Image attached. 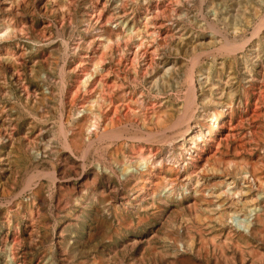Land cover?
Masks as SVG:
<instances>
[{
    "label": "rangeland",
    "instance_id": "rangeland-1",
    "mask_svg": "<svg viewBox=\"0 0 264 264\" xmlns=\"http://www.w3.org/2000/svg\"><path fill=\"white\" fill-rule=\"evenodd\" d=\"M61 1L64 8L59 10V8H56L49 0H17V2L14 3L15 5H9V7L8 4L6 6L5 0H0V7L3 13L7 12L10 15L11 12L12 14L10 16H0V28L1 26H5L9 28V31L13 28L9 32L10 35L3 37L4 40H0V56L3 53L9 54L11 57L14 56V58H12L17 67V72L12 71L11 68L7 66L8 64L0 57V69L2 72L4 71L3 75L1 73L0 83L3 84V82L9 81L12 88V90L2 89V91H0V264H264V200L258 201L257 199L255 201V198L260 193H263L264 185L260 187L254 175H251L249 181L247 178H244L246 175L248 176V171L251 170H254L256 176L259 175L264 177V62L263 68L258 64L254 65V60L251 62V56L248 55L249 49H252L253 46L254 48L258 46V49L260 48V52L257 51L259 53L258 56L263 59L264 28L254 32V25L258 24V17H253L252 7L250 8L252 5H245L247 4L246 0H214L216 3L213 0H188L192 3L188 6L183 4L182 6H178V0H130L131 2H127V5L130 6L129 10L126 11L125 14H122L118 13V0H94L102 13L100 16L97 15L93 22H88L89 24L86 32H82V28H80L79 34L81 36L77 41V47L76 42H74L76 39H72L71 37L75 32V28H77L76 12L77 10L81 12L80 5L84 6L85 0ZM179 1L183 3L184 0ZM200 1L203 2L200 3ZM211 3L215 6L217 5L216 9L220 11V17L213 21V17L210 16L209 13L211 8L207 9L209 7L208 5ZM19 4H21V6ZM241 4L242 6H240ZM236 5L241 8L239 9ZM13 6L15 9L12 8ZM181 7H183V10L186 9L185 11L189 12V19L184 20V22L177 21L178 26L181 27V31L177 29V32L173 29L172 25H170L171 21L169 22V20L174 19V15L172 14H174L176 10L181 9ZM82 8L86 12V8ZM235 8H237V10ZM262 8L263 13L264 7ZM199 11H201L200 14ZM234 12H236V14ZM237 13L239 14L238 16H236ZM243 14H246L244 16L247 20L249 19L248 21L250 23L247 24L246 21H242V17L244 18ZM236 18L238 20H235ZM98 19L100 20L97 21ZM144 19L148 21L149 25ZM11 20L13 23L10 22ZM2 21L4 22L2 23ZM142 21L143 23L141 24ZM240 23L241 25L243 24V31L237 33V38L238 40L245 39V41L243 39L244 44H242L243 47L245 46L243 48L245 51L242 50L236 53H229L206 45L207 48L205 44L200 46L202 50L195 46L197 42L198 45H200L204 41L211 39V37L217 38L215 40L217 41L215 45L221 42V38H219L216 33H214V35L212 34V31H214L212 26L217 28V31L226 29L227 32L225 34L230 40L233 39V27L231 26H238ZM72 24L75 26L69 31L70 33L67 34L68 36L66 34L61 35L62 33H66L68 28L73 26ZM199 25L201 26L199 27ZM244 26L246 27L245 29ZM134 27L141 28V35L146 42L151 43L150 47L148 43H145L139 50L134 48V42L128 37V32H131V29ZM228 27L231 28L229 29ZM15 28H18L17 32ZM93 29L95 31H93ZM229 31H232L231 38V33ZM57 32L61 33L59 34L60 36L56 35ZM144 33L147 34L144 35ZM251 33H253V35H251ZM118 36L121 40L116 42ZM98 39L100 42H98ZM102 39L108 41L105 45L108 46V48H104L102 44L105 40ZM255 40L258 42L255 43ZM72 43L76 45L74 49L75 52L69 51V55L65 59L59 58V54L57 55V53L52 50L56 45H59L61 51L66 47V49L69 47L70 50L71 47L68 45H72ZM190 45L199 55L195 52L194 54L196 55L192 54L193 49L190 48ZM154 46H156V49ZM166 48L168 50L170 49V52ZM212 48L220 52L217 53ZM205 51L207 53H205ZM153 52L156 55H154ZM157 52L160 53L164 60H173L176 62L175 64L178 66L177 75L175 74L174 77L178 80H183L186 70L189 66L193 65L191 61L194 63V59L196 63L194 72L196 70H201L202 73H206V70H210V81L207 85H204L206 90L215 84V86L220 88L219 90L224 91L223 93L226 95L229 92V85L231 86L233 84L230 90L235 89L237 96L235 95L234 97L233 108L220 125V131L215 133V138H213L212 141L201 142L195 155L189 160L187 158L188 156L183 154L180 155L181 163L178 168H176L175 164L174 167L173 164L170 165L167 161L163 162L161 168L158 167L156 171L157 174L159 173L160 185H157L158 180L152 177L150 180V182H152L145 184L148 188L147 193L135 197L133 194L134 188L141 183L143 178L140 177V175H136L133 179L123 177L119 169L124 165L121 167L120 165L128 161L130 164H135L136 160L138 161L140 159L142 161L148 158L150 159L151 155H153L152 153L160 155L162 151L155 146L152 147L147 144L142 145L137 142L132 143L131 141H127L124 144L113 142L112 145H108L105 148V151L99 150L95 157L91 156L93 159L91 157H85L84 159L80 158L82 157V144L87 139V136L91 135V133L87 134L89 131H87L86 128H88L92 116L88 113L89 111L86 110V106L88 100L91 99L90 97H92L93 100L95 98L100 99L101 96L107 98L109 91L113 89L111 88V83L115 82L114 79L117 73L121 74L122 72L125 76L124 73L131 71L132 73H129L130 77L128 75L129 81L134 78L132 69L136 67L139 76L148 78L147 69L153 66L156 68L159 62ZM211 52L215 54V57ZM52 53L57 56V58L51 55ZM204 53L206 55H203ZM118 54L122 55L118 56ZM192 55L194 58H190ZM243 55L248 57L245 63L242 59ZM119 59H123L122 63H120L121 65L117 62ZM196 59L198 60L196 61ZM97 60L100 61L98 62V66L100 65V67L97 66V70L98 72L100 71L99 74L101 73L100 76L103 78L100 77L101 82L99 81L96 85H93V82L90 84L92 79L90 76L91 72H94L93 65ZM101 60L103 63H101ZM208 61L211 62L208 64ZM247 61H249V63ZM54 62H57L58 66L63 70L61 73L63 82L61 100L64 105V113L62 116V119H64L62 124L66 134L67 146L69 148H63L59 143L57 144L53 141L52 145L57 152L50 155L53 156L55 178L51 180L43 177L36 187L35 184L32 185L36 190L40 189V191H42L41 195H31L29 191L19 193L22 182L20 180V174H17L18 172L15 171L18 170L19 167L14 160L31 159L32 153L30 152V147L42 149V146H40L41 140H43V142L47 140L51 141L47 136L41 135L39 130L41 127H39V125H45L50 128L51 125L49 124L56 123L53 116H55L57 120L56 114L48 115L45 109L39 111L37 115L42 117V120L46 119L47 123L42 124L31 118L27 113V108L29 109L37 103L40 96V88L36 83L29 85L25 80L22 81V78L26 79L27 77V79L30 80L34 78L37 81L36 75H34L30 67H42L43 71L41 72H44L49 64ZM236 63L239 66L241 64V66L239 67ZM179 64L181 66H179ZM244 64L247 67L243 66ZM250 64L251 66H249ZM88 66L90 67L88 68ZM229 67H232L233 70ZM190 69L191 68H189V70ZM122 74L120 77H124ZM14 75L15 77H12ZM85 76L89 77L90 80L86 79ZM5 78L6 80H4ZM80 80L83 82L85 81L86 83L84 84H86V86ZM212 80H214L215 83ZM99 83L102 84L103 88L101 87V89L103 91L99 89ZM237 83L239 85H237ZM15 85L17 87H15ZM92 86L96 88L94 89L93 87L91 89ZM4 87V85H1V88ZM65 87L66 89L69 88L66 90ZM88 87H90V89ZM43 90L45 92L47 91L45 88H43ZM99 91L101 95H99ZM104 92H107V94ZM6 94L10 95V99H8ZM95 94L98 95L95 96ZM168 94L174 105L179 103V101L175 99V93L169 92ZM104 98H102L101 101H103ZM10 106L13 107V109H10ZM3 108L6 109L4 110ZM81 108L83 110H81ZM78 112L82 114V117L80 116L77 118ZM16 115L20 116V120L16 118ZM74 146L76 148H74ZM7 148L9 149L8 151H10L9 154L6 150ZM204 149L206 150V155L200 163L201 156L199 157V154L201 155ZM19 154L20 158H18ZM56 157L58 159H56ZM114 157H117L120 163L118 164L119 166L113 162ZM186 160L189 162H186ZM228 161L232 163L230 167L226 165ZM9 163L10 165H8ZM41 164L42 166H38L39 168H45L47 166L45 162H41ZM114 164L117 167L114 166ZM192 164L195 165L192 166ZM220 164L222 165L220 166ZM82 165L83 168H81ZM211 166H215L219 170L217 172L211 171ZM96 168L99 174L95 172ZM100 173L103 174L102 177H99V175H102ZM94 174H96V178H94ZM252 178L254 182L251 181ZM231 179L235 180L236 186H240L237 195L231 196L228 187L225 185L226 183H224L221 186V188L223 187L224 189H219L220 193L223 194L221 196L227 199V201L229 200L237 203L246 198L243 196V187L250 189L251 196L247 198L252 200L253 205L251 208L255 207L256 211L252 213L249 220V222H251L249 227H245L242 223V220L246 217V211L242 209L240 204L233 207L234 210L238 206V208L235 209L236 214L232 217L234 220L230 221L226 214L224 215L221 211L214 210V205H211L210 208L204 205L206 203L204 201L209 203L212 199V201H218L214 195H211V191L218 186L217 184L220 185L221 181L228 183ZM240 179L245 181V184H241ZM196 181H198V186ZM187 184H189L191 188L188 195H185L187 194V191H185ZM254 185L255 187H253ZM163 188L165 193L161 191ZM233 189H237V187ZM160 191L161 194L163 193L162 195H160ZM208 191L210 195H208ZM168 192H172V194L170 193L169 195ZM224 192L229 193V196L224 195ZM241 194L243 197L240 196ZM156 195H160V202L155 201ZM135 199H138L140 202ZM127 202L129 203L126 204ZM41 203L43 204L41 205ZM179 203L183 204V209L178 208ZM213 203L214 202L210 204ZM203 205L204 207H202ZM228 205L229 204H226L223 208L226 213L230 211L228 210ZM218 208L219 207H217V209ZM220 214L223 215L222 219H224V221L222 219L221 221L218 220L219 216H221ZM195 219L199 221L197 222ZM192 224L195 225V228H193L194 226ZM211 240L214 241V243Z\"/></svg>",
    "mask_w": 264,
    "mask_h": 264
},
{
    "label": "bare ground",
    "instance_id": "bare-ground-1",
    "mask_svg": "<svg viewBox=\"0 0 264 264\" xmlns=\"http://www.w3.org/2000/svg\"><path fill=\"white\" fill-rule=\"evenodd\" d=\"M51 3H53L56 8H59V10H61V8L63 7V3L61 0H49ZM107 1V0H106ZM130 0H118L119 2V11L118 13H122L125 14L126 11L129 10L130 6H128L127 2ZM137 1V0H136ZM140 1V0H139ZM142 1V0H141ZM214 1V0H213ZM240 1V0H239ZM6 2V6L8 4L9 5H15L14 3L17 2V0H5ZM19 2V1H18ZM131 2V1H130ZM129 2V3H130ZM134 2V1H133ZM203 1H200V3H202ZM216 3V1H214ZM219 2V1H217ZM178 6H182L183 5H190L192 4L191 2H189L188 0H184L183 3H181V1H177ZM214 3V4H215ZM220 3V2H219ZM217 3V4H219ZM245 3V2H244ZM245 5H252L250 6V8L252 7V12H253V17H258V24L254 25V32L256 31H260V29L264 28V12L262 13V7H264V0H246ZM3 4V3H2ZM30 4V3H29ZM82 4V3H81ZM131 4V3H130ZM129 4V5H130ZM236 4V3H235ZM21 6V4H19ZM81 6V12H79L77 10L76 12V22H77V28H75V32L72 34V39L75 38L76 41V45L78 47L77 41L80 39L79 37L81 36L80 33V28H82V32H86V29H88V22L94 20V18L98 15H101V11L99 10L96 1L94 0H85V4L80 5ZM117 6V5H116ZM209 8H211V11H209L210 16L213 17L212 21L215 20L216 18L220 17V11L216 9V6L213 5V3L208 5ZM220 6V5H218ZM237 6V5H236ZM242 6V4L240 5ZM244 6V4H243ZM17 7V6H16ZM82 7L86 8V12L85 10H83ZM207 7V6H206ZM239 7V6H237ZM246 7V6H245ZM244 7V8H245ZM14 8V6L12 7ZM11 8V9H12ZM55 8V9H56ZM115 8V7H114ZM176 8V7H175ZM183 7H181V9L176 10V12L172 15H174V19L173 20H169L170 25H172L173 29L177 31V29L180 30L181 27L178 26L177 21L180 22H184V20L189 19V12L185 11L182 9ZM190 8V7H189ZM219 8V7H218ZM241 7H239L240 9ZM15 9V8H14ZM52 9V8H51ZM117 9V8H116ZM206 9V8H205ZM220 9V8H219ZM222 9V8H221ZM237 10V8H235ZM173 10V9H172ZM204 10V9H203ZM245 10V9H244ZM6 11V10H5ZM16 11V10H15ZM56 11V10H55ZM115 11V10H114ZM234 11V10H233ZM247 11V10H246ZM245 11V12H246ZM251 11V10H250ZM261 11V12H259ZM38 12V11H37ZM57 12V11H56ZM75 12V11H74ZM201 11H199L200 14ZM206 12V11H205ZM18 13V12H17ZM28 13V12H27ZM116 13V12H115ZM236 14V12H234ZM239 13V12H238ZM237 13L236 16H238L239 14ZM193 14V13H192ZM208 14V13H207ZM226 14V13H225ZM250 14V13H249ZM10 15L11 12H10ZM7 12H4L1 10L0 7V16H10ZM14 15V14H13ZM20 15V14H18ZM195 15V14H194ZM205 15V14H204ZM222 15V14H221ZM234 15V14H233ZM246 14H243V16ZM15 16V15H14ZM116 16V15H115ZM202 16V15H201ZM199 16V17H201ZM228 16V15H227ZM114 17V16H113ZM117 17V16H116ZM119 17V16H118ZM198 17V18H199ZM230 17V15H229ZM228 17V18H229ZM241 17V16H240ZM237 17V18H240ZM109 18V17H108ZM197 18V15H196ZM223 18V17H222ZM234 18V17H233ZM235 20H238V19ZM250 18V17H249ZM254 18V19H255ZM6 19V18H5ZM195 19V18H193ZM210 19V18H209ZM227 19V18H226ZM242 21L243 22H247L250 23L247 18L242 17ZM252 19V18H251ZM1 20V19H0ZM4 20V19H2ZM13 20V17H12ZM12 20L10 22H12ZM18 20V19H17ZM96 20V19H95ZM100 19H98L97 21H99ZM112 21V20H110ZM109 21V22H110ZM145 21V19H144ZM147 21V20H146ZM145 21V22H146ZM190 21V20H189ZM232 21V19H231ZM234 21V20H233ZM4 21H2L3 23ZM17 22V21H16ZM108 22V21H107ZM195 22V21H194ZM211 22V21H210ZM217 22V20H216ZM236 22V21H235ZM252 22V21H251ZM1 23V24H2ZM13 23V22H12ZM112 23V22H111ZM137 23V22H136ZM143 23V21L141 22V24ZM148 23V21H147ZM198 23V22H197ZM205 23V22H204ZM208 23V22H207ZM222 23V22H221ZM238 23V22H237ZM242 23V22H241ZM232 25L231 27H233V39H229V37L225 34L227 31L226 29H223V31L218 30L217 28H215L214 26H212V29L215 31H212V34L214 35V33H216L219 38H221V42L218 45H215V43H217V41H215L217 38L216 37H211V39L204 41L203 43H201L200 41V45H198V42L196 43L197 45H195L197 48L201 49L200 46L205 44V46H211L214 48H218V50H223V51H227V52H232V53H236L239 51H242L243 47L242 44H244L243 39L242 40H238L237 38V33L243 31L242 29V25ZM146 24V23H144ZM182 24V23H181ZM180 24V25H181ZM228 24V22H227ZM246 24V25H247ZM255 24V23H254ZM12 25V24H11ZM16 25V24H15ZM73 25V24H72ZM101 25V24H100ZM136 25V24H135ZM147 25V24H146ZM149 25V23H148ZM147 25V26H148ZM251 25V24H249ZM248 25V26H249ZM14 26V25H13ZM75 25L70 26L68 28V31H66V33H59L57 32L56 35L60 36L61 35H67L69 34L70 30L73 29ZM95 26V25H94ZM140 26V25H139ZM201 25H199L200 27ZM206 26V25H205ZM210 26V25H207ZM230 26V25H229ZM253 26V24H252ZM102 27V26H101ZM138 27V25H137ZM198 27V25H197ZM220 27V25H219ZM230 27V28H231ZM144 28V27H143ZM229 28V27H228ZM229 28V29H230ZM246 27L244 26V29ZM13 28L10 29V31ZM16 29V28H15ZM14 29V30H15ZM18 29V28H17ZM16 29V32H17ZM209 29V28H208ZM221 29V28H220ZM13 30V31H14ZM146 30V28H145ZM185 30V29H183ZM249 30V29H248ZM251 30V29H250ZM8 27L5 26H1L0 28V40H4L3 37H7L8 35H10V32ZM12 31V32H13ZM93 31H95L93 29ZM208 31V30H207ZM253 31V30H252ZM251 31V32H252ZM264 31V30H263ZM141 28H136L134 27L133 29H131V32H128V37L131 38L132 42H134V48L136 49H140L142 48L141 46L146 42L145 39H143V36L141 35ZM175 32V31H174ZM178 32V31H177ZM230 32V31H229ZM228 32V33H229ZM230 32V33H231ZM50 33V32H49ZM90 33V32H89ZM207 33V32H206ZM229 33V35H230ZM232 33L230 35V38L232 36ZM12 34V33H11ZM14 34V33H13ZM127 34V33H126ZM143 34V33H142ZM147 33H144V35ZM179 34V33H178ZM211 34V35H212ZM250 34V33H249ZM260 34V33H258ZM51 35V34H50ZM119 35V34H118ZM125 35V34H124ZM240 35V34H239ZM251 35H253V33H251ZM13 36V35H12ZM45 36V34H44ZM68 36V35H67ZM152 36V35H151ZM180 36V35H179ZM244 36V35H243ZM262 36V35H261ZM64 37V36H63ZM62 37V38H63ZM124 37V36H123ZM9 38V37H8ZM109 38V37H108ZM111 38V37H110ZM116 38V37H115ZM179 38V37H178ZM218 38V40H219ZM241 38V36H240ZM256 38V37H255ZM181 39V36H180ZM204 39V38H203ZM257 39V38H256ZM263 39H264V35H263ZM7 40V39H5ZM63 40V39H62ZM101 40V39H100ZM105 40L104 43L102 44L105 47L108 48V46H105L108 41L106 39H102ZM115 40V39H114ZM121 40V38H119V36L116 38V42H119ZM127 40V39H125ZM129 40V38H128ZM179 40V39H178ZM262 40V39H261ZM65 41V40H63ZM70 41V40H69ZM72 41V40H71ZM124 41V40H123ZM152 41V40H151ZM154 41V38H153ZM203 41V40H202ZM245 41V39H244ZM250 41V40H249ZM252 41V40H251ZM256 41V40H255ZM67 42V41H65ZM80 42V41H79ZM98 42L99 39H98ZM115 42V44H116ZM127 42V41H125ZM130 42V40H129ZM258 41H256L255 43H257ZM262 42V41H261ZM264 42V41H263ZM110 43V41H109ZM128 43V42H127ZM153 43V42H152ZM179 43V42H178ZM183 43V41H182ZM194 43V42H193ZM254 43V42H253ZM58 44V43H57ZM100 44V43H99ZM131 44V45H132ZM151 43H148L149 47ZM251 44V42H250ZM75 43H72V45H68L71 47V49L64 48L63 51H61L59 49V45H56L55 47L52 48V50L57 53L58 57L61 59H65L69 54V51H74L75 47H76ZM110 45L112 46V44L110 43ZM132 45V46H133ZM159 45V44H158ZM193 45V44H192ZM254 45V44H253ZM257 45V44H256ZM259 45V44H258ZM64 46V44H63ZM102 46V47H103ZM204 46V47H205ZM206 46V47H207ZM215 46H219V47H215ZM252 46V45H251ZM263 46V45H262ZM156 46H154L155 48ZM170 47V46H169ZM174 47V46H173ZM172 47V49H173ZM194 47V46H193ZM194 47V48H196ZM5 48V47H4ZM51 48V47H49ZM48 48V49H49ZM168 48V47H167ZM166 48V49H167ZM190 48H192V46L190 45ZM188 48V49H190ZM208 48V47H207ZM252 47V49H249V56H251V62L252 60H254L255 64L254 65H259L260 67L263 68V62H264V57L263 59H261L258 55L259 53L257 51H259L258 46ZM1 49V48H0ZM3 49V48H2ZM8 49V48H6ZM103 49V48H102ZM156 49V48H155ZM154 49V51H155ZM165 49V50H166ZM171 49V50H172ZM176 49V48H175ZM193 49V48H192ZM191 49V51H192ZM213 49V48H212ZM111 50V48H110ZM168 50V49H167ZM170 50V49H169ZM168 50V51H169ZM195 49H193L192 54L193 55H199L198 53H196L194 51ZM202 50V49H201ZM204 50V49H203ZM215 50V49H213ZM247 50V49H246ZM262 50V49H261ZM105 51V50H103ZM107 51V50H106ZM137 51V50H136ZM142 51V50H141ZM199 51V50H198ZM197 51V52H198ZM207 51V50H206ZM205 51V53H207ZM216 51V50H215ZM219 51V52H220ZM245 51V50H243ZM2 52V51H1ZM4 52V51H3ZM75 52V51H74ZM108 52V51H107ZM166 52V51H165ZM170 52V51H169ZM180 52V51H179ZM194 52L196 54H194ZM200 52V51H199ZM203 52V51H201ZM210 52V51H209ZM217 52V51H216ZM217 52V53H219ZM260 52V51H259ZM7 53V52H6ZM154 53V52H153ZM190 53V52H189ZM203 55H206V54ZM212 53V52H211ZM47 54V53H46ZM143 54V53H142ZM157 56H158V60L159 62L156 65V68H154V66L150 69H147V75L148 78L139 76L137 74V68L134 67L133 70V74H134V78H132V80L128 81V75L130 77V74L132 73L131 71L124 73L125 76L124 77H120L121 74H116L115 79H114V83H111L113 88L111 91H109L107 98H104L103 96L99 98H95L94 100L92 99V97H90L91 99L88 100V104L86 106V110L89 111L88 113L91 114L90 118V124L88 126L87 131H89L90 136H87V139L85 140V142L82 144L83 148L81 151V155L82 157L80 158H85V157H95L98 154V151H105V148L108 145H112L113 142H118L121 144H124L127 141H131L133 142H137L138 144H142V145H150V146H155L157 148H159L162 151V154L158 155L157 153H152L153 155H151L150 159H145V160H136L135 164H130V163H125V164H121L120 167L122 165H124L122 168H120V172L122 173V176L125 178H135L136 175H140V177H142L143 179L141 180V183L134 188V195L136 196H141L144 193H147L148 188L146 187L145 184H149L151 183L150 180L152 177H155L157 181V185H160L159 182V176L156 173L158 167L161 168V165L163 162L167 161L170 165L171 164H175L176 168L179 167L181 161H180V155H186L188 156V160L191 159V157H193L195 155V152L198 150L200 143L203 141L209 142L212 141L213 138H215V133H217V131H220L219 127L220 125L223 123L224 119H226V117L228 116L229 112L231 111V109L233 108V100L235 99V95H236V90L235 89H231L232 85H229V92L224 95V91L219 90L220 88L216 87L215 84L212 85L210 88H208L207 90L204 88V85H207L208 82L210 81V70H206V73H202L201 70H196L194 72V68H195V61L193 59V62L191 61V64H193L192 66H189L188 69L186 70L185 76L183 78V80H178L177 78L174 77V75H177V67L176 66V62L173 60H164V58H162V56L160 55L159 52H157ZM164 54V53H163ZM162 54V55H163ZM177 54V53H176ZM175 54V55H176ZM186 54V52H185ZM202 54V53H201ZM213 54V53H212ZM224 54V53H223ZM243 54V52H242ZM54 57L57 58V56H55L53 53L51 54ZM122 54H118V56H121ZM138 55V54H137ZM154 55H156L154 53ZM165 55V54H164ZM179 55V54H178ZM193 55L190 57L192 58ZM215 57V54H213ZM221 55V54H220ZM102 56V55H101ZM115 56V55H114ZM124 56V55H123ZM135 56V55H134ZM143 56V55H142ZM186 56V55H185ZM184 56V57H185ZM217 56V55H216ZM239 56V55H238ZM244 56V55H243ZM242 56V59L244 60V63L246 62V60H248L247 56ZM263 56V55H262ZM0 57H2V59L6 62V64H8L7 66L11 68L12 71H16L17 67L14 64V56H10L9 54H2ZM105 57V56H104ZM103 57V58H104ZM107 57V56H106ZM136 57V56H135ZM165 57V56H164ZM196 57V56H195ZM199 57V56H198ZM204 57V56H203ZM207 57V56H206ZM225 57V56H222ZM221 57V58H222ZM114 58V57H113ZM112 58V59H113ZM125 58V57H124ZM194 58V57H193ZM218 58V57H217ZM238 58V57H237ZM236 58V59H237ZM98 59V58H97ZM111 59V60H112ZM116 59V58H115ZM137 59V58H136ZM188 59V58H187ZM211 59V58H210ZM235 59V60H236ZM100 60V59H98ZM96 61L93 69V73L91 72V82H93V85H96L97 82L100 81L101 78H103L102 76H100L98 70H97V66H98V62L100 61ZM103 60V59H102ZM101 60V63H103ZM135 60V59H134ZM176 60V59H175ZM192 60V59H191ZM198 59H196L197 61ZM241 60V59H240ZM250 60V59H249ZM257 62H256V61ZM123 59H119V61H117L119 63V65H121L120 63H122ZM125 61V60H124ZM150 61V60H149ZM169 61V63H168ZM182 61V60H180ZM187 61V60H186ZM222 61V60H221ZM116 62V63H117ZM143 62V61H142ZM205 62V61H204ZM211 62V61H210ZM208 61V64L210 63ZM238 62V61H237ZM249 63V61H247ZM117 63V64H118ZM181 63V62H179ZM190 63V62H189ZM228 63V62H227ZM5 64V63H4ZM42 64V62H41ZM88 64V63H87ZM115 64V63H114ZM132 64V63H131ZM184 64V63H183ZM190 64V65H191ZM207 64V65H208ZM223 64V63H222ZM225 64V63H224ZM237 64V63H236ZM247 64V63H246ZM40 65V64H39ZM91 65V64H90ZM113 65V64H112ZM155 65V62H154ZM205 65V64H204ZM231 65V64H229ZM238 65V64H237ZM32 66V65H31ZM82 66V65H81ZM86 66V65H85ZM114 66V65H113ZM132 66V65H131ZM179 66H181L179 64ZM202 66V65H201ZM212 66V65H211ZM214 66V64H213ZM217 66V65H216ZM226 66V65H224ZM228 66V65H227ZM239 66V65H238ZM241 66V64H240ZM239 66V67H240ZM245 67H247L245 64L243 65ZM251 66V64L249 65ZM37 67V66H36ZM30 67L32 72L34 73V75H36L37 81L36 79L33 78V80L30 79H24L22 78V81L25 80L26 83H28L29 85L31 84H37L39 86V98L38 101L35 105L31 106L29 109L27 108V113L31 116V118L39 123L45 124L46 119L42 120V117H39L37 114L39 113V111H41L42 109H45L48 112V115H54L56 114L57 116V120L56 117H54L56 123L54 124H49L51 125V127L49 128L48 126H42L39 125V127H41L40 132L41 135H45L48 138H50L51 141H45L43 142V140H41V144L40 146H42V149H39L38 147H30V152L32 153L31 155V159H26V160H14V162L16 163V165L19 167L17 171V174H20V180L22 182V187L20 188L19 193H24L26 191H29L32 194L35 195H41L42 191L36 190V188H33L32 185L35 184V187L38 185V182L41 180V178H46V179H51L54 180L55 178V169H54V161H53V156L50 154H54L55 152H57V150L53 147V141H55L57 144L59 143L63 148H69L67 146V140H66V134L63 128V101L61 100L62 97V93H63V82H62V77H61V73H62V68L58 66V63L54 62L49 64V66L44 70V72L42 70V67ZM90 66H88L89 68ZM100 67V65L98 66ZM112 67V66H110ZM139 67V66H138ZM199 67V66H198ZM206 67V66H205ZM223 67V66H222ZM234 67V66H233ZM4 68V66H3ZM20 68V67H19ZM120 68V67H118ZM149 68V67H147ZM189 68H191L189 70ZM197 68V67H196ZM201 68V67H200ZM208 68V67H207ZM206 68V69H207ZM216 68V67H214ZM230 68V67H229ZM242 68V67H241ZM8 69V68H6ZM92 69V68H91ZM113 69V68H112ZM122 69V68H121ZM202 69V68H201ZM232 69V67L230 68ZM235 69V68H234ZM21 70V69H20ZM85 70V69H84ZM83 70V71H84ZM120 70V69H119ZM140 70V69H139ZM204 70V69H203ZM221 70V69H220ZM229 70V69H228ZM233 70V69H232ZM238 70V69H237ZM247 70V69H246ZM252 70V69H250ZM67 71V70H65ZM92 71V70H91ZM118 71V69H117ZM188 71V72H187ZM217 71V70H215ZM214 71V73H215ZM262 71V70H261ZM260 71V72H261ZM4 72V71H3ZM1 69H0V80H1V73L2 75L4 74ZM17 72V71H16ZM19 72V71H18ZM41 72V74H40ZM131 72V73H130ZM193 72V73H192ZM222 72V71H221ZM226 72V71H225ZM232 72V71H231ZM239 72V71H238ZM247 72V71H246ZM251 72V71H250ZM253 72V71H252ZM256 72V71H255ZM254 72V73H255ZM21 73V72H20ZM86 73V72H85ZM113 73V72H112ZM130 73V74H129ZM195 73V74H194ZM213 73V72H212ZM219 73V72H218ZM223 73V72H222ZM229 73V71H228ZM249 73V72H248ZM23 74V73H22ZM84 74V73H83ZM143 74V73H142ZM221 74V73H220ZM225 74V73H224ZM237 74V73H235ZM242 74V73H241ZM251 74V73H250ZM262 74V73H261ZM9 75V74H8ZM85 75V74H84ZM88 75V74H87ZM145 75V73H144ZM216 75V74H215ZM218 75V74H217ZM240 75V74H239ZM28 76V75H27ZM30 76V75H29ZM83 76V75H82ZM94 76V77H93ZM228 76V75H227ZM243 76V74H242ZM247 76V75H246ZM253 76V75H251ZM250 76V77H251ZM261 76V75H260ZM5 77V75H4ZM12 77H15L12 76ZM21 77V76H20ZM86 77V76H85ZM101 77V78H100ZM127 77V78H126ZM218 77V76H217ZM216 77V78H217ZM222 77V76H221ZM229 77V76H228ZM227 77V78H228ZM236 77V76H235ZM245 77V76H244ZM31 78V77H30ZM213 78V77H212ZM220 78V77H219ZM86 79L90 80L89 77H86ZM110 79V78H109ZM130 79V78H129ZM182 79V78H181ZM232 79V78H231ZM234 79V77H233ZM248 79V78H247ZM250 79V78H249ZM6 80V78L4 79ZM2 80V81H4ZM17 80V79H16ZM15 80V81H16ZM106 80V79H105ZM215 80V79H214ZM212 80V81H214ZM218 80V79H217ZM225 80V79H224ZM230 80V79H229ZM243 80V78H242ZM252 80L254 81V79L252 78ZM251 80V81H252ZM81 81V80H80ZM87 81V80H86ZM211 81V82H212ZM216 81V80H215ZM214 81V83H215ZM222 81V79H221ZM233 81V80H232ZM83 82V81H81ZM101 82V81H100ZM104 82V79H103ZM102 82V84H103ZM106 82V81H105ZM228 82V80H227ZM24 83V82H23ZM86 83L85 81L83 82V84ZM109 83V82H108ZM218 83V82H217ZM229 83V82H228ZM234 83V82H233ZM102 84L99 83V89H101ZM107 84V83H104ZM132 84V85H131ZM227 84V83H226ZM225 84V85H226ZM1 85H4V88H1ZM26 85V84H25ZM86 86V84H84ZM88 85V84H87ZM222 85V84H221ZM237 85H239L237 83ZM23 86V85H22ZM107 86V85H106ZM15 87H17L15 85ZM24 87V86H23ZM94 86L91 87V89ZM109 87V86H108ZM225 87V86H224ZM228 87V85H227ZM236 87V86H234ZM43 88H45V90H47L46 92L43 90ZM69 88V87H68ZM67 88V89H68ZM86 88V87H85ZM90 89V87H88ZM87 88V89H88ZM96 87H94L95 89ZM103 88V87H102ZM238 88V87H237ZM2 89H6V90H12L9 81H5V83L3 82L0 83V91H2ZM38 89V87H37ZM66 89V87H65ZM66 89V90H67ZM88 89V90H89ZM228 89V88H227ZM24 90V89H23ZM34 90V89H33ZM102 90V89H101ZM100 90V91H101ZM105 90V89H104ZM225 90V89H223ZM21 91V90H20ZM25 91V90H24ZM87 91V90H86ZM98 91V90H97ZM99 91V92H100ZM103 91V90H102ZM7 92V91H6ZM65 92V91H64ZM108 92V91H107ZM107 92H104L105 94H107ZM175 93V99H177L179 101L178 104L174 105L172 103V101L170 100V95L168 93ZM13 93V92H12ZM87 93V92H86ZM97 93V92H96ZM80 94V93H79ZM165 94V95H164ZM2 95V93H1ZM8 96V99H10V95L6 94ZM90 95V94H89ZM98 95V94H97ZM95 94V96H97ZM99 95H101V92L99 93ZM85 96V95H84ZM94 96V97H95ZM237 96V95H236ZM86 97V96H85ZM74 98V97H73ZM103 99V101H101V99ZM82 99V98H81ZM225 99V100H224ZM67 100V99H66ZM65 100V101H66ZM85 100V98H84ZM99 100V101H98ZM2 101V100H1ZM16 101V100H15ZM8 102V101H7ZM81 102V101H80ZM102 102V103H101ZM19 103V102H18ZM71 103V102H70ZM66 104V103H64ZM8 105V104H7ZM97 106V107H96ZM84 107V106H83ZM8 108V107H7ZM4 109V108H3ZM6 109V108H5ZM4 109V110H5ZM10 109H13V107L10 106ZM81 110H83L81 108ZM66 111V110H65ZM44 113V112H43ZM87 113V112H86ZM125 113V114H124ZM21 114V113H20ZM87 115V114H85ZM41 116V114H40ZM43 116V115H42ZM74 116V115H73ZM82 117V114L80 112L77 113V118ZM16 118L18 120H20V116L16 115ZM30 118V119H31ZM85 118V116H84ZM108 118V119H107ZM31 119V120H32ZM14 121V120H13ZM87 122V121H86ZM29 123V121H28ZM17 124V123H16ZM27 125V124H26ZM25 126V125H24ZM26 127V126H25ZM85 127V126H84ZM22 129V128H21ZM71 129V128H70ZM84 129V128H83ZM16 131V130H15ZM7 132V131H6ZM12 132V131H11ZM17 132V131H16ZM9 133V132H8ZM84 133V132H83ZM20 134V133H19ZM86 134V135H87ZM24 135V134H23ZM16 136V135H15ZM46 137V139H47ZM82 137V136H81ZM86 138V137H85ZM84 138V139H85ZM43 139V138H42ZM82 140V138H81ZM21 142V141H20ZM3 143V142H2ZM130 143V142H129ZM35 144V143H34ZM136 144V143H134ZM23 145V143H22ZM37 145V144H36ZM81 145V144H80ZM30 146V145H29ZM6 147V146H5ZM9 147V146H8ZM47 147V148H46ZM81 147V146H80ZM115 147V146H114ZM74 148H76L74 146ZM14 149V148H13ZM23 149V148H22ZM21 149V150H22ZM28 149V148H27ZM117 149V148H116ZM243 149V148H242ZM7 151L9 150L8 148L6 149ZM59 150V149H58ZM111 150V149H110ZM5 151V149H4ZM6 151V152H7ZM112 151V150H111ZM154 151V150H153ZM202 151V150H201ZM10 153V151H8V154ZM29 153V152H28ZM115 153V152H114ZM118 153V152H116ZM160 153V152H159ZM200 153V151H199ZM27 154V153H26ZM75 154V153H74ZM122 154V153H121ZM120 154V155H121ZM7 155V154H6ZM11 155V154H10ZM28 155V154H27ZM107 155V154H106ZM109 155V154H108ZM113 155V154H112ZM134 155V153H133ZM164 155V156H163ZM206 155V150L204 149L201 152V155L199 154L200 158V163L203 161V157ZM8 156V155H7ZM26 156V155H25ZM24 156V157H25ZM100 156V155H99ZM111 156V155H110ZM139 156V154H138ZM149 156V155H148ZM58 157V156H57ZM56 157V159H58ZM108 157V156H107ZM198 157V158H199ZM7 158V157H6ZM18 158H20V154L18 155ZM92 158V157H91ZM106 158V157H105ZM104 158V159H105ZM129 158V157H128ZM136 158V157H133ZM140 158V157H139ZM186 158V159H187ZM211 158V157H210ZM264 158V157H263ZM262 158V159H263ZM93 159V158H92ZM111 159V157H110ZM251 159V158H250ZM2 160V158H1ZM183 160V159H182ZM222 160V159H220ZM229 160V159H228ZM234 161V160H233ZM41 162H45L47 164V166L45 168H39L38 166H42ZM113 162L115 164H120L118 162L117 157L113 158ZM186 162H189L186 160ZM184 162V163H186ZM209 162V161H208ZM223 162V161H222ZM244 162V161H243ZM6 163V162H5ZM8 163V162H7ZM92 163V162H91ZM124 163V162H123ZM183 163V162H182ZM214 163V162H213ZM219 163V162H217ZM247 164H249L248 162H246ZM114 164V166H116ZM188 164V163H187ZM191 164V163H190ZM259 164V163H258ZM10 165V163L8 164ZM174 165V167H175ZM189 165V164H188ZM195 165V164H194ZM192 164V166H194ZM222 164H220L221 166ZM226 165L230 167V165H232L231 162H226ZM245 165V164H244ZM252 165V164H251ZM261 165V164H259ZM113 166V165H112ZM119 166V165H118ZM197 166V165H196ZM204 166V165H203ZM208 166V165H206ZM216 166V165H215ZM215 166H211V171H218L219 169L216 168ZM236 166V163H235ZM2 167V166H1ZM117 167V166H116ZM134 167V168H133ZM209 167V166H208ZM83 168V165L82 167ZM105 168V167H104ZM181 168V167H180ZM85 169V168H84ZM106 169V168H105ZM171 169V168H169ZM190 169V168H189ZM194 169V168H193ZM202 169V168H201ZM207 169V168H204ZM228 169V168H227ZM113 170V169H112ZM191 170V169H190ZM189 170V171H190ZM231 170V169H230ZM241 170V169H240ZM260 170V169H259ZM97 168H96V173L99 174L97 172ZM181 171V170H180ZM207 171V170H206ZM14 172V171H13ZM94 172V173H95ZM108 172V170H107ZM114 172V171H113ZM195 172V170H194ZM193 172V173H194ZM248 176L246 175L247 180L249 181V178L251 177V175L255 176L256 179L258 180V184L260 187H262L264 185V177L259 176L254 173V170L248 171ZM261 172V171H260ZM263 172V171H262ZM112 173V172H111ZM247 173V172H246ZM15 174V173H14ZM102 174V173H100ZM176 174V173H175ZM224 174V173H223ZM242 174V172H241ZM258 174V173H257ZM13 175V174H12ZM188 175V174H187ZM197 175V173H196ZM195 175V177H196ZM226 175V174H225ZM230 175V174H229ZM240 175V174H239ZM238 175V176H239ZM243 175V174H242ZM1 176V175H0ZM17 176V175H16ZM102 175H99V177H102ZM235 176V175H234ZM245 176V174H244ZM264 176V175H263ZM223 177V176H222ZM230 177V176H229ZM72 178V177H71ZM94 178H96V174H94ZM187 178V177H186ZM189 178V177H188ZM193 178V177H192ZM198 178V177H197ZM243 178V179H244ZM69 179V178H68ZM222 179V178H221ZM242 179V178H241ZM240 179V180H241ZM155 180V179H154ZM190 180V179H189ZM225 180V179H223ZM191 181V180H190ZM254 182V179L252 178V180ZM53 182V181H52ZM93 182V181H92ZM240 182V181H239ZM238 182V184H239ZM56 183V182H55ZM190 183V182H189ZM192 183V182H191ZM197 186H198V181H196ZM221 184H217L218 186L215 187V189H213L211 191V195H214V197H216L218 199V201H212L210 200V203L214 202L213 204H210L207 201L204 205L205 207L207 206V208H210L211 205H214V210L217 211H221V213H223L224 215H227V218L230 220H234L232 219L233 215L236 214V208H238V206L233 210V207L236 206L237 204H240V206H242V209H244L246 211V217L242 220V223L245 227H249L250 223L249 220L252 216V213L256 211L255 207L251 208V206L253 205L252 200L248 199L247 197L251 196L250 194V189L249 188H244L243 187V196L246 197L245 200H241L240 202L234 203V201H227V199H225L224 197L222 198L220 193L221 189H224L223 187L221 188V186L226 183L225 185L228 187V190L230 192V195H237V191L240 189L239 185H235V180L229 181L227 182H220ZM241 184H245V181L241 180ZM257 184V182H256ZM137 185V184H136ZM153 185V184H152ZM213 185V184H212ZM32 186V188H31ZM156 186V185H155ZM215 186V185H214ZM258 186V187H259ZM158 187V186H157ZM234 187H237V189H233ZM252 187V185H251ZM255 187V185L253 186ZM257 187V186H256ZM259 187V188H260ZM159 188V187H158ZM191 187H189V184L186 185L185 187V191H187L188 195L189 190ZM205 188V187H204ZM208 188V187H207ZM221 188V189H220ZM242 188V187H241ZM258 188V189H259ZM211 189V187H210ZM220 189V190H219ZM48 190V189H47ZM133 190V189H132ZM158 190V189H157ZM197 190V189H196ZM201 190V188H200ZM252 190V189H251ZM18 191V190H17ZM163 193H165V190L163 188V190H161ZM160 191V195L161 194ZM168 191V190H167ZM199 191V189H198ZM261 192V191H260ZM6 193V192H5ZM50 193V192H49ZM170 193L172 194V192H168V194L170 195ZM174 193V192H173ZM185 193V192H184ZM183 193V194H184ZM46 194V193H45ZM23 195V194H22ZM155 195V194H154ZM160 195H156L155 197V201L160 202L161 198ZM175 195V194H174ZM208 195H210V192L208 191ZM224 195L229 196V193L224 192ZM205 196V195H204ZM221 196V197H220ZM239 196V195H238ZM242 196V194L240 195ZM242 196V197H243ZM257 196V195H255ZM17 197V196H16ZM24 197V196H23ZM46 197V196H45ZM134 197V196H133ZM134 197V198H135ZM200 197V196H199ZM206 197V196H205ZM204 197V198H205ZM237 197V196H235ZM1 198V197H0ZM3 198V196H2ZM14 198V197H13ZM40 198V197H39ZM68 198V197H67ZM230 198V197H229ZM240 198V197H239ZM252 198V197H251ZM9 199V198H8ZM12 199V198H10ZM42 199V198H41ZM197 199V198H196ZM241 199V198H240ZM258 199L259 200H264V191L263 193H260L256 198L255 201ZM136 200V199H135ZM204 200V199H202ZM13 201V200H12ZM134 201V200H133ZM138 202H140L138 199L136 200ZM212 201V202H211ZM254 201V202H255ZM257 201V203H258ZM130 202V201H129ZM129 202H127L126 204H128ZM185 202V201H184ZM195 202V201H194ZM199 202V201H198ZM203 202V203H204ZM236 202V201H235ZM261 202V201H260ZM202 203V204H203ZM4 204V203H3ZM43 203H41L42 205ZM177 204V203H175ZM200 204V203H199ZM226 204L228 205V210H230L229 212H225V210H223V208L225 207ZM264 204V202H263ZM2 205V204H1ZM7 205V204H6ZM195 205V203H194ZM204 205L202 207H204ZM4 206V205H3ZM9 206V205H8ZM7 206V207H8ZM100 206V205H98ZM198 206V205H197ZM200 206V205H199ZM230 206V207H229ZM104 207V206H103ZM123 207V205H122ZM213 207V206H212ZM217 207H219L217 209ZM251 209H250V208ZM10 208V207H9ZM178 208L179 209H183V204L179 203L178 204ZM230 208V209H229ZM241 208V207H240ZM129 209V208H128ZM202 209V208H201ZM199 209V210H201ZM204 209V208H203ZM206 209V208H205ZM226 209V208H225ZM131 210V209H129ZM239 210V209H238ZM259 210V209H258ZM207 211V210H206ZM241 211V210H240ZM33 212V211H32ZM116 212V211H115ZM196 212V211H195ZM204 212V211H203ZM208 212V211H207ZM238 212V211H237ZM8 213V212H7ZM94 213V212H93ZM199 213V212H198ZM96 214V213H95ZM201 214V213H200ZM204 214V213H203ZM202 214V215H203ZM215 214V213H214ZM219 214V213H218ZM240 214V213H239ZM195 215V214H194ZM206 215V214H204ZM216 215V214H215ZM214 215V216H215ZM221 215V214H220ZM31 216V215H30ZM212 216V214H211ZM213 216V217H214ZM197 217V216H196ZM223 215L219 216L218 220L221 221ZM190 218V217H189ZM208 218V216H207ZM210 218V217H209ZM212 218V217H211ZM119 219V218H118ZM186 219V218H185ZM191 219V218H190ZM196 220V219H195ZM206 220V219H205ZM208 220V219H207ZM224 221V219H222ZM188 221V220H187ZM186 221V222H187ZM197 222L199 220H196ZM203 221V220H202ZM46 222V221H45ZM179 222V221H178ZM191 222V221H190ZM208 222V221H207ZM196 223V222H195ZM261 223V222H260ZM193 225V224H192ZM191 225V226H192ZM218 225V224H217ZM224 225V224H223ZM226 225V224H225ZM190 226V227H191ZM195 228V225H193ZM221 226V225H220ZM37 227V226H36ZM200 227V226H199ZM226 227V226H225ZM28 228V227H27ZM168 228V227H167ZM223 228V227H222ZM170 231V230H169ZM165 232V231H164ZM230 236V235H229ZM227 238V237H226ZM230 238V237H229ZM217 239V238H216ZM212 241V240H211ZM216 241V240H215ZM210 242V240H209ZM214 243V241H212ZM252 246V245H251ZM249 247V246H248ZM254 253V252H253ZM249 256V255H248ZM253 256V255H251ZM250 256V257H251ZM7 259V258H6ZM245 259V258H244ZM260 264V263H259Z\"/></svg>",
    "mask_w": 264,
    "mask_h": 264
}]
</instances>
